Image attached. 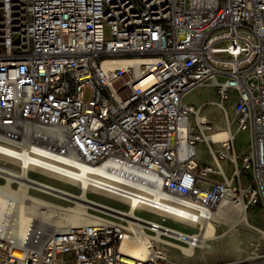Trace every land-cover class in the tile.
<instances>
[{
    "label": "built area",
    "instance_id": "1",
    "mask_svg": "<svg viewBox=\"0 0 264 264\" xmlns=\"http://www.w3.org/2000/svg\"><path fill=\"white\" fill-rule=\"evenodd\" d=\"M214 80L221 101L235 97L237 131H255L241 164L234 136L211 151L214 164L198 157L186 97ZM4 145L31 167L95 170L98 191L167 215L142 229L151 234L223 200L264 202V0H0ZM108 216L42 246V228L22 243L0 228V264H180L156 243L147 259L125 254L133 228Z\"/></svg>",
    "mask_w": 264,
    "mask_h": 264
},
{
    "label": "bare ground",
    "instance_id": "2",
    "mask_svg": "<svg viewBox=\"0 0 264 264\" xmlns=\"http://www.w3.org/2000/svg\"><path fill=\"white\" fill-rule=\"evenodd\" d=\"M218 85L219 83L214 80L211 84L203 86L200 89V96L201 94L205 97L212 96L214 88L218 87ZM189 99L196 101L198 98L197 96L191 95ZM210 104L211 107L208 108V113L214 111L223 112V115L220 113L222 120L217 124L218 129L209 135H204L202 138L192 135L193 139L201 140L208 144L211 142L220 143L225 140H231L234 134L231 130V122L229 120L228 110L225 108V102H219L214 98ZM197 120L202 121V118L199 117ZM244 137L245 139H249L251 133L246 134ZM196 149L199 160L203 158L206 161H211L209 157L204 155L201 148L197 147ZM210 150L214 152L211 147ZM16 154L9 146H0V158L8 159L19 164V167L16 168L0 163V178L5 180L4 185L0 183V190L3 192V195H0V228L5 230L7 237L17 243H22L27 235L30 237L36 230L42 228L43 235L40 241V245L42 246L44 239L50 234L94 222L97 217L89 213L88 210L97 208L111 212L109 214L113 216L114 214L120 215L118 217L121 220L132 226L134 233L123 241L121 248L125 254L139 256L142 259L149 257L151 245L157 242L180 250L186 257L196 255L197 248L200 251H215L220 248L233 251L236 248V237L232 233L220 234L218 231L219 226H230L232 230L237 225L249 224L247 207L243 203L230 204L228 201L223 200L215 207L211 215L205 216V219L190 213L188 216L185 215L184 219H180L182 223L188 224L189 227L196 229V232H190L192 233L190 234L177 227H171V229L168 228V232L166 233L159 231L158 234L153 235L142 231V229L148 228L146 225H148L149 220L134 204L119 198L122 203L129 206L126 210H120L104 203V198L118 197L97 190L94 181L96 177L95 170L83 168L76 177H73L68 171L61 174L56 173L53 169L50 170L51 167L48 165L42 164L41 169L31 167L28 159L22 158L19 162ZM212 157V160L216 161L214 156ZM30 171L39 172L49 177H56L73 183L76 187H79L80 192L74 193L50 182L34 178L30 175ZM15 183H18V187L16 188L12 186ZM35 190L56 197L57 199L70 201L74 205L61 206L59 203L53 200L51 201L46 197L35 195ZM91 194H96L100 197L99 200L91 197ZM52 213L56 214V219L51 216ZM159 214L162 217L167 216L162 212ZM167 219L165 218V221ZM150 222L157 223L156 221ZM162 234L167 235V238L173 240L163 239ZM179 241H183L188 245L185 246L177 243Z\"/></svg>",
    "mask_w": 264,
    "mask_h": 264
},
{
    "label": "rangeland",
    "instance_id": "3",
    "mask_svg": "<svg viewBox=\"0 0 264 264\" xmlns=\"http://www.w3.org/2000/svg\"><path fill=\"white\" fill-rule=\"evenodd\" d=\"M107 36H109V33H107ZM228 44L224 43L221 44L220 46L226 47ZM224 60H231L232 58L228 54L222 55ZM208 84H211V82H205L202 85L198 86L195 88L191 93L186 97V102L188 104H193L197 108V114H194L192 116V123H191V129H192V135L194 136H200L201 138L204 135H209L213 132H215L218 128V125L222 118L221 114L223 115V112L219 111H214V112H209L208 113V108L211 107V100L216 99L217 101L221 102V99L218 95L219 89L218 87L214 88L213 95L210 97H205L201 94L200 96V89L203 86H206ZM92 91L91 89H87L85 93V98L89 100L91 98ZM191 95L197 96V100L193 101L192 99H189ZM202 105V106H201ZM225 108L228 110L229 114V120L231 122V130L234 134V146L235 149L237 150L238 154L241 156L239 159V164H241V159H243L245 156H250L252 152V143L255 137V131L254 130H248V131H237V117H236V112H235V97L233 96L231 99L227 100L225 102ZM221 113V114H220ZM199 117L202 118V121L197 120ZM204 118V119H203ZM251 137L249 139H245L246 134H250ZM220 143H213L211 142L210 144L203 142L201 140L197 141L196 146L201 148V150L204 152V155L206 157H209L211 161H206L203 158H201V164L203 165H210L214 164L216 161L212 160V152L210 150L213 149V151L220 149L222 144ZM215 159V158H214ZM0 163L11 166V167H19V164L17 162L8 160V159H3L0 158ZM227 164V163H226ZM225 165V164H223ZM234 166L230 163L227 164V174L230 176L234 172ZM30 175L34 178L40 179L42 181L50 182L54 185H57L61 188L67 189L69 191H72L74 193H79L80 189L79 187H76L73 183L64 181L60 178H54V177H49L47 175H44L39 172H30ZM242 178V184H243V190L247 185H249L253 180H254V175L252 171H248L241 176ZM0 183L3 185L5 184V180L3 178H0ZM14 188L18 187V183L12 184ZM78 188V189H77ZM35 195L46 197L49 200H53L57 203H59L61 206H73L74 204L70 201L62 200V199H57L56 197L44 194L40 191L35 190ZM91 197L99 200L100 197H98L96 194H91ZM102 197V196H101ZM104 203L107 205H110L112 207H115L120 210H126L128 209V205L122 203V201L119 198H104ZM46 210V209H42ZM248 213V219H249V224L245 225H237L236 227L226 226V225H221L219 226V233L224 234V233H232L236 237V248L235 250L231 251L226 248H220L215 251H200L197 248L196 255L192 257H186L180 252V250H176L174 248L169 247L166 244H162L161 242H157L156 244L160 245L163 247L169 258H171L173 261H176L180 264H227V263H237V262H243V263H250L253 262L256 259H261L264 257V202L262 199L259 200V202L254 205V206H249L247 209ZM89 213L94 214L97 218L99 217H104L105 214L110 215L111 212H108L104 209L97 208V209H89ZM110 213V214H109ZM114 214V213H112ZM144 216L147 217L149 221H156L157 223H160L163 219V217L156 212L153 211H144L142 212ZM158 214V215H157ZM116 215V216H115ZM52 217L56 219V214L52 213ZM120 215L114 214V216L111 215L108 217H111V219L115 221H120L118 217ZM155 217V219H154ZM158 219V220H157ZM148 226V225H146ZM166 226L167 227H177L181 229L182 231H186L188 233L196 232V229L191 228L187 225H182L179 223L174 222L173 220H167L166 221ZM147 233H149L147 231ZM190 233V234H192ZM151 234V233H150ZM52 235V234H50ZM49 235V236H50ZM154 235V234H153ZM47 236L44 240L49 237ZM163 239L167 240H173L167 237H162ZM182 245L187 246L188 244L185 242H177Z\"/></svg>",
    "mask_w": 264,
    "mask_h": 264
},
{
    "label": "water",
    "instance_id": "4",
    "mask_svg": "<svg viewBox=\"0 0 264 264\" xmlns=\"http://www.w3.org/2000/svg\"><path fill=\"white\" fill-rule=\"evenodd\" d=\"M249 84H254L255 86H257V84H258V81H257V79L256 78H251L250 80H249V82H248ZM254 95L255 96H257L258 95V91H257V89L255 88V91H254Z\"/></svg>",
    "mask_w": 264,
    "mask_h": 264
}]
</instances>
